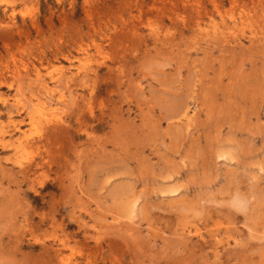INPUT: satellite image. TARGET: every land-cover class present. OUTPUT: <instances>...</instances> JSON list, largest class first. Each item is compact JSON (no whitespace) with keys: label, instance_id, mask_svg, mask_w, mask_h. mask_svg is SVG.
I'll list each match as a JSON object with an SVG mask.
<instances>
[{"label":"rangeland","instance_id":"rangeland-1","mask_svg":"<svg viewBox=\"0 0 264 264\" xmlns=\"http://www.w3.org/2000/svg\"><path fill=\"white\" fill-rule=\"evenodd\" d=\"M0 264H264V0H0Z\"/></svg>","mask_w":264,"mask_h":264},{"label":"bare ground","instance_id":"bare-ground-1","mask_svg":"<svg viewBox=\"0 0 264 264\" xmlns=\"http://www.w3.org/2000/svg\"><path fill=\"white\" fill-rule=\"evenodd\" d=\"M21 137H22V135H21ZM21 140H22V139H21ZM19 142H20V141H19ZM19 142H18V143H19ZM20 143H22V142H20ZM20 143H19V144H20ZM20 145H21V144H20ZM23 167H24V166H23Z\"/></svg>","mask_w":264,"mask_h":264}]
</instances>
